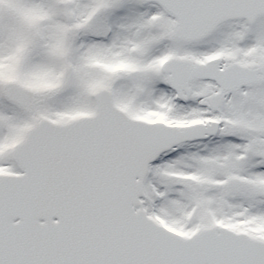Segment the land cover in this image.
Segmentation results:
<instances>
[{
  "label": "snow or ice",
  "instance_id": "snow-or-ice-1",
  "mask_svg": "<svg viewBox=\"0 0 264 264\" xmlns=\"http://www.w3.org/2000/svg\"><path fill=\"white\" fill-rule=\"evenodd\" d=\"M0 264H264V0H0Z\"/></svg>",
  "mask_w": 264,
  "mask_h": 264
}]
</instances>
